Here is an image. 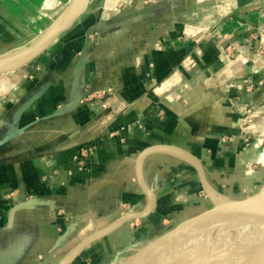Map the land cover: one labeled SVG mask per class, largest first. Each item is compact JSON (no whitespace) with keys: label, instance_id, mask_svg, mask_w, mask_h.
Listing matches in <instances>:
<instances>
[{"label":"crops","instance_id":"crops-1","mask_svg":"<svg viewBox=\"0 0 264 264\" xmlns=\"http://www.w3.org/2000/svg\"><path fill=\"white\" fill-rule=\"evenodd\" d=\"M13 1L0 0L3 43ZM87 2L39 57L0 75V264H60L128 216L66 263L108 264L212 207L209 190L241 199L264 185V0ZM216 223L173 247L172 264L234 227ZM156 241L134 251L140 264Z\"/></svg>","mask_w":264,"mask_h":264},{"label":"water","instance_id":"water-1","mask_svg":"<svg viewBox=\"0 0 264 264\" xmlns=\"http://www.w3.org/2000/svg\"><path fill=\"white\" fill-rule=\"evenodd\" d=\"M87 3V0H70L67 9V18L64 22L55 27L53 30L49 31L47 34L45 33L41 35L35 43L27 44L21 49L16 50L14 52L0 55V75L16 71L21 67L28 65L37 57H39L44 51H46V49H48L54 43V41L60 36V34L69 29L74 24V22L80 17L82 12L84 11ZM179 150L183 151L181 149ZM187 155L194 160L198 167H200L197 162V159L193 155H191L190 153H187ZM209 192L213 201V206L207 209L205 212L201 213L197 217L188 219L180 224L173 225L172 227L168 228L167 230L161 233H156L150 237L144 239H136L132 241L129 245L121 249L117 253V255H115L108 262V264H140L141 259L132 255L134 251H136L140 246L149 243L153 240H163L165 243H168L170 246H173L181 238L190 234L200 233L210 228L214 222H217L220 219L230 217L225 216V213H230L232 215L240 213L257 206L264 201V185L256 193L241 199L216 195L210 190ZM127 219L128 216H124L108 228H105L102 231L90 236L88 239L78 245L74 250L68 253L60 264H66L68 260L73 257V255L77 253L83 246L100 237L111 227H114L121 221Z\"/></svg>","mask_w":264,"mask_h":264},{"label":"bare ground","instance_id":"bare-ground-1","mask_svg":"<svg viewBox=\"0 0 264 264\" xmlns=\"http://www.w3.org/2000/svg\"><path fill=\"white\" fill-rule=\"evenodd\" d=\"M52 5V0L45 1V7L50 8ZM65 9L57 21L51 26L45 27L46 29L42 31L41 35L47 34L66 20L68 6ZM39 37L30 44L35 43ZM262 155H264V152ZM260 159L264 160L262 156ZM224 215L230 217L220 219L217 222H231L234 227L230 229V233L225 232L219 238L220 240H216L213 237H210V239L201 238L196 242V245H191L190 248L195 249L201 247L210 248L205 250V254L200 253L194 264L199 262L208 264H264V201L249 210L233 215L230 213H225ZM213 224L218 223L214 222ZM198 234L187 235L173 246L163 240H159L160 242L156 241L144 251L145 260L142 264H172L177 256L183 252L181 249L171 252L172 248L178 246L181 240L188 237L198 238Z\"/></svg>","mask_w":264,"mask_h":264},{"label":"rangeland","instance_id":"rangeland-1","mask_svg":"<svg viewBox=\"0 0 264 264\" xmlns=\"http://www.w3.org/2000/svg\"><path fill=\"white\" fill-rule=\"evenodd\" d=\"M13 3L14 4L12 12L10 14L5 13V15H7V17H9L11 20L9 24H7L6 28L8 31H10L12 40L9 43L0 42V55L14 52L17 47H20L24 44L27 45L30 42L28 40H31L33 38L36 39L37 37H39L42 34L40 32H42L47 27L51 26L59 18L60 14L63 13L65 6L69 3V0H52L53 5L50 8L45 7L44 0H30V3L32 5L31 10L26 7L25 1L21 3L20 0H14ZM2 5L3 4H0V8L4 7ZM25 14H29V16H31L32 14V16H37V14H41L43 15V17H35L37 18L35 25L27 19ZM0 16H4V9L1 10ZM43 25L46 28L44 27V29L37 33L39 30L38 27ZM2 30H4V28ZM262 158H264V155H262ZM261 161L264 162V160ZM224 223L227 226L231 224V222ZM191 249L189 250V253L196 252V249L194 251Z\"/></svg>","mask_w":264,"mask_h":264},{"label":"built area","instance_id":"built-area-1","mask_svg":"<svg viewBox=\"0 0 264 264\" xmlns=\"http://www.w3.org/2000/svg\"><path fill=\"white\" fill-rule=\"evenodd\" d=\"M91 152H93V148L90 146L84 147L82 153H77L74 155V159L78 160V162L83 166V160L81 155L88 156Z\"/></svg>","mask_w":264,"mask_h":264}]
</instances>
